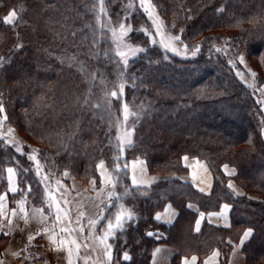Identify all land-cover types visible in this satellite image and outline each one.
Wrapping results in <instances>:
<instances>
[{
    "label": "trees",
    "instance_id": "1",
    "mask_svg": "<svg viewBox=\"0 0 264 264\" xmlns=\"http://www.w3.org/2000/svg\"><path fill=\"white\" fill-rule=\"evenodd\" d=\"M152 1L176 32L187 41L198 40L199 51L192 57L167 55L147 44V51L131 62L123 99L140 119L129 148L116 139L122 100L99 102L104 94L101 83L115 79L116 65L93 33L96 0H0V57L6 61L0 69L5 110L0 119L6 115L4 123L26 142L24 153L39 150L42 165L37 175L27 155L0 140V194L7 190L6 168L12 166L18 178L16 195L26 194L30 202L44 206L45 186H64L68 181L64 171L99 184L97 165L103 160L119 180L115 191L122 196L109 202L106 194L111 189L106 188L103 215L109 218L120 203L136 213L111 240L120 264H150L159 241L177 246L181 254L197 253L201 259L220 248L221 263L226 264L231 249L227 237L238 238L249 227L253 235L243 246L247 264H261L264 103L258 101L264 97L257 84L237 75L243 68L237 57H255L256 69L264 72V0ZM106 5L112 17L127 11L126 0H106ZM12 9L20 16L14 26L3 23ZM238 21L242 22L237 26ZM133 38L146 40L139 32ZM18 44L23 47L17 50ZM185 155L207 164L213 175L210 193L177 177L189 170L183 163ZM114 157L121 158V168L130 159L144 158L151 173L172 177L135 187L129 169L123 174L114 171ZM225 164L234 166L236 173L227 175ZM230 180L240 187V195L228 188ZM167 202L178 211L171 224L155 219ZM190 202L205 212L229 203L231 226L203 222L196 232L197 212L188 207ZM125 251L131 257L128 261L121 260Z\"/></svg>",
    "mask_w": 264,
    "mask_h": 264
},
{
    "label": "snow or ice",
    "instance_id": "2",
    "mask_svg": "<svg viewBox=\"0 0 264 264\" xmlns=\"http://www.w3.org/2000/svg\"><path fill=\"white\" fill-rule=\"evenodd\" d=\"M129 9H133L134 5L132 3H129L127 6ZM139 7L143 9V11L147 14L148 18L152 21V24L155 26V31H156V35H158L160 37L159 41L155 38V36L147 29H142L146 35L149 36L150 38V43L152 45H156L159 44L161 47H163L165 50L168 51H172L174 53L179 54V49L175 47L174 42H179L181 44H183V41L181 40L180 36H171V35H165L164 32V21L161 20L158 16V14L156 13V6L152 4V0H139ZM98 11H96L95 15H96V22L97 24L101 27H108L109 31L111 32L112 35V42L116 44V48H115V54L117 57L120 58V62L121 64L124 66V68H127V66L129 65V60L132 58H135L139 53L145 52L147 51L146 48L144 47H139V46H134L133 44H131L129 42V40L127 39L129 36V33H131L133 31V28L131 26V24H126L124 21H127L130 19L129 16H125L124 19L122 21H117L116 27H112V21L111 18L108 17L107 14V10L105 7V0H96V3L94 5V9H97ZM21 11H23V9H21ZM221 11H223V9H221ZM101 16L107 17V24L102 23L101 22ZM256 19V18H253ZM20 20V16L17 12L16 9H12L10 10L9 14L7 16H5L3 18V23L7 24V25H15L18 21ZM242 21H238L237 22V26L239 25V23H241ZM183 31V30H181ZM75 33H73L74 35ZM185 49L188 48L187 44L183 45ZM23 47L22 44H18L16 46L17 50L19 48ZM199 51V46H196L193 50V55H195L197 52ZM217 52L222 51V49L217 48L216 49ZM73 61H75V57L71 58ZM237 59L239 60L240 64H245V58L244 56L238 55ZM5 58L4 57H0V69H3L5 66ZM64 61L61 60V63H63ZM229 63L233 64V66H235V62L232 60H229ZM72 65L69 64V67H71ZM79 70L83 73H85V75H88L86 72V69L83 67V65H80ZM249 72L251 74V76L253 78L256 77V73L254 71H252L251 69H249ZM237 75L241 77V79H243V74L240 72H237ZM94 78V77H93ZM249 87H254V84H249ZM125 89V83L121 82L119 84H117L115 86V90L110 91L109 93L106 94V96L104 97L105 102L106 103H110V99L109 98H115L117 100H122L123 98V92ZM261 91H264V89H261ZM0 97H2V93H0ZM90 102V97L89 99H85L84 103L85 104H89ZM260 103H264V101H258ZM95 107L99 108L100 105H95ZM4 104H3V100L0 99V113H4ZM122 116H123V120L120 123V134L117 135L116 139L119 142L120 145H126L127 147H132L134 145L133 142V135L135 132V124L136 122L139 121L140 119V114L136 111H131L129 109V105L124 102L122 103ZM132 119L133 123L131 125V127L128 126V121L129 119ZM7 120V116L4 115L3 119L0 120V126L3 125L4 121ZM14 129L12 128H8V134L11 135L13 133ZM4 136L0 135V140H3ZM8 144H12L13 141L12 140H6L5 141ZM16 147V151L20 152L22 155H27V158L29 161L34 162L35 165V169H36V174L40 175L41 170H42V165L39 159H37V155L39 153V150L34 149L33 150V154H27L24 153L22 151V146L19 145V143H16L15 145ZM120 151H123V148L121 147L119 149ZM183 159L185 161L188 160V157L185 156L183 157ZM120 157H114L113 158V164L115 165L114 171L117 172L118 174H123L125 173V170H127L129 168V165L127 162H124V166L123 168L120 167ZM137 163H139L141 165L140 169H139V174H140V178L138 179L137 174H136V166ZM144 161H133L132 162V167H131V171H132V176H131V181L133 186L139 187L141 185H147L150 186L151 183L155 182V178H148L145 179V175H146V169L143 167L144 165ZM197 163L199 164V161H197ZM201 167L204 168V171L207 172V168L203 165H201ZM98 169H104V171H101V177L103 178L104 182H105V186L107 188H110L111 190L107 192L106 194V199L109 202L112 201H119L122 199V196L120 193H118L117 191H115L119 180L117 178H114L111 174H107V169L105 167V163L103 160H101L99 162V164L97 165ZM225 173L228 175H234L235 174V170L233 169L232 172H228V168L229 166L227 164H225L223 166ZM29 169H25V171H28ZM7 171V179L9 182V191L12 193H16L19 189L16 186V170L12 167H9L6 169ZM64 176H68V172L65 171L64 172ZM43 180H47V176L43 177ZM57 183L59 184L60 182L57 181ZM91 183L93 184V186H95V180H92ZM62 186V185H61ZM228 188L232 189L233 192H236L233 184L231 182L228 183ZM29 191L31 190L30 187L28 189ZM200 191H204V188H201ZM45 193L47 196V200H46V204L47 207L52 208L53 205H55V210H56V214H55V220L56 221H61L63 222L64 220H67L68 223H71V219L69 217V212L68 210L61 208L60 207V202L57 201L55 199V196L52 195L51 192L48 191L47 186H45ZM104 193V189L102 188L99 192H97V198H101L102 194ZM8 193H4V194H0V215L4 214V209H5V200L7 197ZM237 195H240V193L236 192ZM124 195H129V191L126 188ZM101 203H104V200L101 199L100 201ZM26 201L25 200H21L19 201V211L21 213L20 218L22 220H24V222L27 224L28 223V212L25 210L24 205H25ZM68 201L64 200V204H67ZM111 206V205H110ZM188 207H192V205H188ZM229 205L225 204L223 205V208L221 210V212L219 213H211L210 216H215L218 218H222L223 220H225L227 222L228 220V216L227 213L229 211ZM116 211L113 212L111 214V216L109 218H106L103 215V211L104 209H101V214L96 218V219H89L88 223L90 225L93 226V229L95 228V226L100 222V220H105L106 219V225L104 226V231H103V235H99L96 236V240L98 241L99 245L101 246V249L104 253V256L106 257V260L108 262V264H111L112 261V248L113 245L111 243H109V239L110 238H115L117 232H122L125 230V225L132 221L135 217H136V213L130 209L127 208L124 204L120 203L116 206ZM63 214V215H61ZM17 215V212L15 209L12 210V216L15 217ZM85 215L84 212H80L79 213V217H83ZM162 215H167L168 216V222L171 221V217L176 215V213L174 212V210H172L171 205H168V207L165 209V213L161 214V213H157L155 216L156 220H160L162 218ZM33 216L39 219V222L41 224H44L45 221L48 219L47 216L44 215V208H34L33 209ZM5 219H7V217L5 216ZM204 219V213H200V219H198L195 223V231L196 232H200V225H201V221ZM77 223L79 224L80 221L79 219H77ZM8 224L11 225L12 224V220H8ZM226 227L230 226L227 223L225 224ZM43 231L45 233H48L51 231V229L45 227L43 229ZM72 231H75V229H71L68 227H64L61 228V232H65V233H71ZM80 232L84 231L83 226L81 225L79 228ZM8 234V233H5ZM147 235L149 236H157V233H153V232H148ZM253 235V229L252 228H248L247 230H245L243 232L242 237L239 240V244L238 245H233V251L231 253L232 257L235 259L237 258V252L243 248L244 244L246 241H248ZM28 239L31 241L33 239H35V236L33 235H29ZM49 241L51 242V244L53 245V251H62V250H66L67 251V264H74L73 261V253L75 251L77 259H79V250L82 247V245L80 243L77 242L76 238L73 237L70 240H64L61 239L59 242L57 241V237L56 234H52L48 236ZM229 243L231 244L232 242L229 240ZM71 244L74 246L73 247H68L67 245ZM162 250L160 248H156L153 255L156 256L157 254H159ZM14 255H19V253H14ZM220 256V252L219 250H215L213 252L212 257H210L209 259H214ZM123 258L125 260H129L131 259V257L128 255L127 252L124 253ZM86 262L87 259L90 258H85ZM193 264L194 262L197 260V257L193 256L191 258ZM0 264H3V261H0ZM153 264H156L155 260L153 261ZM183 264H189L188 259L185 257L183 260ZM204 264H208V261L206 260L204 262ZM229 264H232V261H229Z\"/></svg>",
    "mask_w": 264,
    "mask_h": 264
},
{
    "label": "crops",
    "instance_id": "3",
    "mask_svg": "<svg viewBox=\"0 0 264 264\" xmlns=\"http://www.w3.org/2000/svg\"><path fill=\"white\" fill-rule=\"evenodd\" d=\"M187 157H188V160L185 161L183 159V163L185 166L188 167L189 170L185 174L177 175V177L183 181L192 183L193 186L199 191L201 188H204L203 193H207V194L210 193L212 189V184H213V175L210 169L208 168L207 164L205 163V161L199 158L190 157V156H187ZM133 161H144L145 162L143 165V167L146 169L145 179L155 178L154 183L158 182L161 179L172 177V175H160V174L151 173L148 169L146 160L144 158H134V159H130L128 162V165H129L128 169H129V176H130L131 184H132L131 167H132ZM197 161H199V164L197 163ZM201 165L207 168V172L204 171V168L201 167ZM9 167H12V166H9ZM105 167L107 169L106 175L111 174L106 165ZM140 167L141 165L137 163L136 174H137L138 179L140 178V174H139ZM233 169L235 170V173H236V169L233 166H229L228 172H232ZM101 171H104V169H98L99 176H100V183L97 184V182L95 181V186H93V184L91 183L92 180L89 181L90 186H84L81 183L82 181L75 179L74 177H73L74 178L73 180L72 177L71 178L69 177L70 179L68 178V181L66 182V184H64V186H60L62 190H59V191L53 190L54 185L52 187H49V186L47 187L48 191L51 192L52 195L55 196V199L60 202V207L68 210L69 217L71 219L70 224L68 223L67 220H64L63 222L55 220V214H56L55 205H53L52 208L47 207V204H45L44 206L43 205L40 206V205H36L35 203L30 202L26 194L17 196L16 193L18 191L16 193H12L9 191V182H8L7 190L2 193V194L4 193H8V194L4 202L5 203L4 214L0 215V261H3V264H18L15 261L16 255H14V253H18L19 250L29 241L28 236L30 234L33 235L34 233L40 231L45 236V246L48 251V255H49V258L52 264H67V251L66 250H62L59 252L52 250L53 245L48 239V236L52 234H56L58 242L61 239L70 240L71 238L75 237L77 242L82 245V247L79 250V257H80L79 259H77L75 251L73 253L74 264H108L106 257L104 256V253L101 249V246L96 240V236L103 235L104 226L106 225V221L104 223L102 221L99 222L95 226L94 229H93V226L88 223L89 219H96L101 214V209L103 207V203H101L100 201L101 199L104 200L105 191L107 187L105 186V182L103 178L101 177ZM6 176H8L7 171H6ZM15 180H16V186L18 188L17 174L15 177ZM229 182L233 184L236 192L238 193L242 192L240 187L237 186L233 180H230ZM54 184L57 185L56 183ZM141 186H147V185H141ZM102 188L104 189V193L102 194L101 198L98 199L97 192H99ZM21 200L26 201L24 208L28 212V217H29L27 224L24 222V220L20 218L21 213L19 211V201ZM46 200H47V196L45 194V203H46ZM64 200H67L68 203L64 204ZM225 204H228L230 206L229 211L227 213V216H228L227 222L223 220L222 218L210 216L211 213L221 212L223 205ZM168 205H171L172 210H174L176 215L171 217L170 222H168L167 215H162V218L158 221L171 224L176 220L177 215H178L177 209L173 206L171 202H167L164 208L156 212V214L157 213L164 214L165 209L168 207ZM188 205H192L191 209L197 212V215L194 221V229H195L196 221L200 219V213H204V219L201 221L200 228L203 222H208V223L221 226V227H226L225 226L226 223L231 226V214L230 213H231L232 206L229 203L224 202L221 204V206L217 210H211L207 212L202 211L196 203L190 202ZM34 208H44V215L48 217V219L45 221L44 224H41L39 222V219L33 216ZM13 209H15L17 212V215L15 217L12 216ZM80 212H84L85 215L83 217H79ZM5 216L7 217V219H5ZM77 219H79L80 221L79 224L77 223ZM8 220H12L11 225L8 224ZM81 225L84 228L83 232L79 231V228ZM45 227L51 229V231L48 233H45L43 231ZM64 227L75 229V231H72L71 233L61 232V228H64ZM247 229L248 228H245L243 232ZM243 232L238 238L227 237V241L229 242L230 240L232 243H231V249H230L226 264H229V261H232V264H247L246 254L244 253L243 248L237 252V258L234 259L231 255L233 251V245L239 244V240L242 237ZM5 233H8V234H5ZM112 239L113 238H110L108 242L113 245L111 241ZM67 246L74 248V246L71 244H68ZM156 248H160L162 251L156 256H154L153 253ZM215 250H219L220 256L214 259H209L210 257H212L213 252ZM125 252L122 253L121 260H125L123 258ZM128 255L130 256L129 253ZM193 256L197 257V260L194 262V264H204L206 260L208 261V264H222L221 259H220L221 257L220 248L215 247L214 249L211 250V252L207 256L201 259L197 253H192L188 255L181 254L180 249L177 246L171 243L165 242V241H159L157 245L155 246L151 254L150 264H153L154 260L156 264H183V260L185 257L188 259L189 264H193L191 260ZM85 258H90V259H87V262H86ZM125 261H128V260H125ZM119 262L120 261L117 259L116 254L114 253V248H112L111 264H120ZM261 264H264V259L261 262Z\"/></svg>",
    "mask_w": 264,
    "mask_h": 264
},
{
    "label": "rangeland",
    "instance_id": "4",
    "mask_svg": "<svg viewBox=\"0 0 264 264\" xmlns=\"http://www.w3.org/2000/svg\"><path fill=\"white\" fill-rule=\"evenodd\" d=\"M129 3H132L134 5L133 9H129L127 7ZM152 4L155 5L153 3V1H152ZM105 7H106V10H107L108 17L111 18V21H112V25L111 26L112 27H116L117 26L116 22L117 21H122L125 16H129L130 17L129 20L124 21V22L126 24H131V26L133 28V31L131 33H129V36H128L127 39L134 46H139V47L146 48L147 44H151L149 36L146 35L145 32L142 30V29H145V28H147L155 36V38L159 41L160 37L158 35H156L155 26L152 24V21L148 18L147 14L143 11V9L139 7V0H126L127 11L123 12L121 14H118V16H116V17L110 16L109 9H108V7L106 5V0H105ZM96 11H98V8L96 9ZM156 13L158 14L159 18L164 21V25H165L164 26V32H165V35L166 36L167 35H171V36L179 35L181 40L183 41V44H181L179 42H174L175 47L179 49V54L174 53L172 51L165 50L159 44H156V45H153V46H156L157 48L162 50L167 55L168 54H170V55L171 54H177V55L182 56V57L195 56L196 54L193 55V50L196 47L195 44H197L198 40L196 39V40H194L192 42L187 41L185 37L181 36L180 32H176L174 30V28L171 27L167 23L165 18L162 17L161 11H159L157 6H156ZM133 15H134V18L132 17ZM101 22L107 24V22H108L107 17L101 16ZM134 22H135L136 25H134ZM134 32L142 33L143 36H145L146 40H139V39L133 38V33ZM93 33L95 34V39L96 40L100 39L101 42L104 43V47L106 49V51H105L106 55L110 56L111 59L115 62V65H116V67H115V74H116L115 79L111 80V82H110V80H104V82L102 81V83H101L102 87H100V90L102 92L104 91V94L99 97L100 98L99 102L102 103V104H106V102L104 101L105 99L103 100V98L106 96L107 93H109L112 90H115V86L117 84H119L121 82L125 83L126 72H128L131 62L134 59H136L140 55V53L135 58L130 59L129 60V65L127 66V68H124V66L120 62V58L117 57L116 54H115L116 44L112 42V35H111V32L109 31L108 27L101 28L97 24V22H95V24L93 26ZM184 44L188 45L187 49L184 48V46H183ZM244 58H245V62H246L247 66H245V64H241L243 68L239 69L238 72L243 74V78L246 79L247 82H251V83L253 82L254 84H257L258 87H259L260 94L264 97V91H261V89H264V72H262L260 70L258 71V69H256L257 61H256L255 57H252V56L246 57V56H244ZM249 69H251L252 71H254L257 74L255 78H253L251 76V74L249 72ZM124 102L125 101L122 98L121 111H120L121 122L123 120L122 103H124ZM129 109L131 110L130 107H129ZM120 123L119 124L117 123V125H118V129H117L118 135L120 134V127H119ZM132 123L133 122L131 121V118H130L129 121H128V126L131 127ZM8 128L14 129V131H13V133L11 135L8 134ZM0 135H3L5 140H12L13 141L12 144H13L14 147H15L16 143H19V145L22 146V151H24L23 150V146L25 145L26 142L18 135V133H17V131H16V129L14 127L10 126L9 124L3 123V125L0 126ZM132 139H133V137H132ZM118 144H119V142H118ZM121 146L123 147V146H126V145H121ZM229 166H232V165H229ZM60 171L62 172L63 170H60ZM65 177L66 178H69V177L73 178V176L70 175L69 172H68V176H65ZM73 180H74V178H73ZM80 181H82L81 182L82 185L90 186V182L89 181L81 180V179H80ZM53 190H58L59 191V190H62V189L60 188V186L54 185Z\"/></svg>",
    "mask_w": 264,
    "mask_h": 264
},
{
    "label": "built area",
    "instance_id": "5",
    "mask_svg": "<svg viewBox=\"0 0 264 264\" xmlns=\"http://www.w3.org/2000/svg\"><path fill=\"white\" fill-rule=\"evenodd\" d=\"M35 239L29 240L15 256L18 264H52L45 246V236L42 232L33 234Z\"/></svg>",
    "mask_w": 264,
    "mask_h": 264
}]
</instances>
